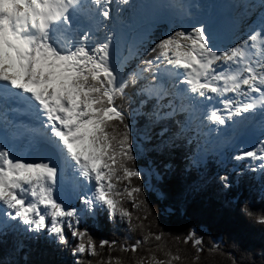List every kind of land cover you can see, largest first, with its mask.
I'll use <instances>...</instances> for the list:
<instances>
[{"label":"snow or ice","instance_id":"snow-or-ice-1","mask_svg":"<svg viewBox=\"0 0 264 264\" xmlns=\"http://www.w3.org/2000/svg\"><path fill=\"white\" fill-rule=\"evenodd\" d=\"M129 3L0 0V112L26 110L37 122L22 133L35 159L15 154L0 140V237L20 228L46 232L61 245L75 240L74 254L97 258L96 264H125L111 255L117 241L97 243L81 224L106 212L133 232L144 228L150 214L137 183L142 171L136 167L137 145L122 103L130 89L144 97L141 104L154 102L155 119L175 123L180 132L199 136L205 121L219 128L236 117L241 123L264 122V0H259L257 20L240 29L248 34L233 46L217 47L212 25L202 21L160 39L146 53L127 46L122 50L120 34L110 26L113 13L119 15L120 6ZM238 7L232 27L256 5ZM131 59L137 63L130 64ZM181 113L186 116L177 120ZM231 159L250 162L235 174L259 173L264 196V139ZM219 179L223 188L233 186L228 175ZM65 189L78 204L63 199ZM125 201L145 215H135ZM256 222L264 225V214ZM164 236L148 231L131 245L120 244L119 251L135 254L157 241L162 243L147 248L136 264H186L182 250L167 248ZM189 243L195 249L192 264H199L206 251L211 255L220 249L215 242L206 248L196 230L183 237V244ZM105 247L110 249L106 259L100 251Z\"/></svg>","mask_w":264,"mask_h":264},{"label":"trees","instance_id":"trees-1","mask_svg":"<svg viewBox=\"0 0 264 264\" xmlns=\"http://www.w3.org/2000/svg\"><path fill=\"white\" fill-rule=\"evenodd\" d=\"M182 30L177 24H163L150 34L141 45L146 53L162 38ZM135 65L137 60L131 59ZM143 96H137L129 90V98L122 101L128 109V122L132 128V138L136 149V167L142 171L139 183L144 189L150 214L143 221L144 228L128 231L127 225L119 218L112 220L106 212L90 217L81 224L87 228L93 238L117 241V249L111 252L113 257L120 256L125 264H136V260L146 255V249L162 243L151 241L142 246L137 253H122L119 245H129L142 238L148 231L163 232L167 248L173 252L181 249L186 256V264H192L195 254L192 244H183V237L196 230L205 240V247L219 243L220 249L211 255L202 254L199 264H264V225L256 222V217L264 214V196L261 194L259 173L245 172L238 176L235 170L246 163L237 165L236 161L223 162L219 157L208 153L204 160L195 162L200 139L193 131H178V126L169 120H157L153 116L154 102L141 104ZM166 110V109H162ZM186 115L179 114V120ZM228 175L233 186L222 187L220 176ZM125 206L135 215L143 217L144 212H136L131 204ZM242 209L250 210L253 215L245 214ZM133 223H137L134 219ZM180 237V241L175 238ZM19 240V242L17 241ZM0 264H87L97 258L74 254L76 241L70 238L69 244L61 245L48 237H17L8 234L0 237ZM106 259L110 249L100 250ZM164 259L162 252H157Z\"/></svg>","mask_w":264,"mask_h":264},{"label":"rangeland","instance_id":"rangeland-1","mask_svg":"<svg viewBox=\"0 0 264 264\" xmlns=\"http://www.w3.org/2000/svg\"><path fill=\"white\" fill-rule=\"evenodd\" d=\"M142 1L141 0H130V3L126 5L127 14L125 15V18L123 20L120 19L121 12L119 13V15H117L115 12L113 13L114 19L111 22V25H110L111 27H115V23L121 20V22L129 26V27L127 26L128 28H131V30L126 32L125 34L126 37L124 39H121V36H123L121 34L123 33H121L118 37L119 44L122 50L125 48V46H127L129 49L139 51L140 53L141 51L143 52L141 45L149 39V36L153 32V30L156 28V25L160 24L161 22H168V24L170 25H173L176 23L180 25L183 30H188L193 26L199 25L202 21H206L212 25L216 33V45L217 47L221 49H226L227 47L235 45L240 39L244 38L248 34L246 30H244L243 32L242 31L240 32V29L233 31L232 28H228L223 25L221 26V24L218 23V21L221 18L220 13L219 12L217 13L215 12V14L212 13L213 11L210 10V7H209V10H207V12L205 13V15L200 19V21H198V18L196 16H193V14L196 13V10L193 13V10L190 8H188L189 13H191L189 14L190 16L188 15V12L182 16V19L179 17V15L177 16L178 8L181 9L180 0H166L163 2L158 1L153 6V9L155 6L156 8L152 12L147 10L143 6V3H141ZM181 1L183 4V0ZM241 1L242 0H240V2ZM251 1H252L251 4H253L254 3L253 0ZM240 2H238L237 4H239ZM247 3H248V0H246L245 3L244 1H242L239 5L241 4L246 5ZM257 3H259V1H257ZM115 7L116 6L113 5V8ZM258 14H260V9H258L257 11V15ZM187 17L190 18L191 21L190 19H187ZM251 18H253V21L257 20L256 16L255 18L254 17H251ZM242 21H243V25H240V28H245V26L247 25V19L242 20ZM253 21H249V22L252 23ZM223 28H226V29L224 30ZM230 30L232 32L236 31L234 36L229 34L231 32ZM225 31H227V35H224ZM177 87L183 88L184 86L182 84H179L177 85ZM234 120H238V117L234 118ZM201 127L203 128V132L199 136L196 135L197 138L200 139L201 149H199L196 155L197 157L194 159L195 162L204 160L209 152L210 153L214 152V154L219 157L218 160L223 161V162H229L232 160L231 157L238 154L239 151H241L242 149H251L255 147L257 144V141H256L257 134H260V131H257V132L253 131L251 133H247L244 135H233V136L225 135V137L223 136L221 137V140H219L215 138L214 136L215 134H217V132L220 131L221 126L217 128L216 125L210 124L207 121H205V124L202 125ZM213 128H217V130L214 132H209V130ZM193 132L194 134H196L195 131ZM213 139L215 141H213ZM260 139H264V135H261ZM233 161L234 160H232V162ZM236 163L237 165H239L241 163L249 164L250 162L249 161H243V162L236 161ZM68 192L69 191L67 190L64 191L63 199L67 200L71 204H76L74 201L77 199L74 196H72V194H69ZM25 233L27 234L28 237H37V236L46 237L48 235L46 232L41 233L39 235L34 234V233H27L23 231V228L9 232V234H13L17 237H20L21 234H25ZM48 237L55 239V237H52L49 235ZM17 241L19 242V240Z\"/></svg>","mask_w":264,"mask_h":264},{"label":"bare ground","instance_id":"bare-ground-1","mask_svg":"<svg viewBox=\"0 0 264 264\" xmlns=\"http://www.w3.org/2000/svg\"><path fill=\"white\" fill-rule=\"evenodd\" d=\"M142 1V0H141ZM158 1H161V2H163V1H166V0H143L141 3H143V6L147 9V10H149V11H154L155 10V8H156V6L154 7V9H153V6L158 2ZM196 0H189V3H193V2H195ZM202 1H204V0H202ZM215 1H217L216 3H214ZM244 1V3H245V1L246 0H243ZM238 2H240V0H205V3L203 2V4H199V5H197V3H196V6H195V10H196V13L195 14H193V16H196L197 18H198V21H200V19L205 15V13L207 12V10H209V7H210V10L211 11H213L212 13H214L215 14V12L217 13V12H219L220 10L219 9H221V10H224L225 9V5L226 4H229V6L233 9V6L235 5H237V3ZM252 3V1L251 0H248V3L246 4V5H249V4H251ZM223 4V5H222ZM254 4L256 5V7H254L253 9H251L249 12L250 13H252V17H254L255 18V16H256V18L260 15V14H258L257 15V11H258V6H259V3H257V2H254ZM194 5V3L191 5V7ZM202 9V10H201ZM217 9V10H216ZM200 13V14H199ZM220 13V12H219ZM237 13H238V8H236V7H234V11H233V13H232V17H237L236 15H237ZM189 14H191V13H189L188 12V15ZM190 16V15H189ZM233 21V18H232V20H230L228 17H226V16H223V15H221V18H220V20L218 21V23L219 24H221V26L223 25V26H226V27H228V28H232L233 29V31L234 30H236L235 28L236 27H232L231 25H232V22ZM250 21H253V18L250 20ZM127 24H125V23H120L119 25H118V27H117V32L119 33V34H121V33H123V34H121V35H124V33H125V31H126V29L128 28L127 26H126ZM241 29V28H240ZM240 32H241V30H240ZM243 32V31H242ZM224 35H227V31H225L224 32ZM211 104H215V101H212L211 102ZM216 106H218L219 107V105H216ZM231 122H233V121H231ZM7 123H6V121L4 120V118H2L1 117V119H0V140H4V138H5V136H6V134H7V132H8V126L6 125ZM259 125H262V127H264V122H261V121H256V122H254V123H251V124H247V127H246V129H244V131H241V130H239V133H237L238 135H244V134H247V133H251V132H253V131H257V129H259L260 127H259ZM223 127L224 126H221L220 128V131L219 132H217V134H215V138H217V139H219V140H221V137H225V135L222 133V131H223ZM226 136H228V135H226ZM24 142H22L21 143V146H24ZM17 148H19L18 146H17ZM32 153L33 152H30V149L29 148H27V149H25V148H22L21 150H20V152H19V155H23V156H27V157H29L30 159H33L32 158ZM65 190H67V189H65ZM68 191V190H67ZM69 194H71L70 192H68ZM73 196V195H72ZM77 203H79V201H77Z\"/></svg>","mask_w":264,"mask_h":264},{"label":"water","instance_id":"water-1","mask_svg":"<svg viewBox=\"0 0 264 264\" xmlns=\"http://www.w3.org/2000/svg\"><path fill=\"white\" fill-rule=\"evenodd\" d=\"M35 155H36V153H35ZM36 157V156H35Z\"/></svg>","mask_w":264,"mask_h":264}]
</instances>
